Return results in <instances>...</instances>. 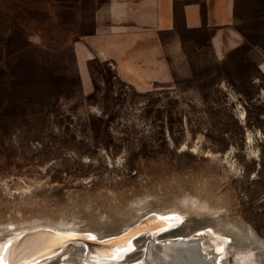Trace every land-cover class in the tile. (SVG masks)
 I'll return each instance as SVG.
<instances>
[{
    "label": "rangeland",
    "instance_id": "rangeland-1",
    "mask_svg": "<svg viewBox=\"0 0 264 264\" xmlns=\"http://www.w3.org/2000/svg\"><path fill=\"white\" fill-rule=\"evenodd\" d=\"M97 2L0 0V250L47 224L85 236L31 264H95L89 237L172 210L186 217L177 232L247 225L257 254L232 263L264 264V78L255 59L246 46L215 58L206 29L185 31L167 83L137 91L92 58L85 88L71 43L91 29ZM236 6L237 26L263 44L264 0ZM146 235H135L139 250L126 259L142 255Z\"/></svg>",
    "mask_w": 264,
    "mask_h": 264
},
{
    "label": "crops",
    "instance_id": "crops-1",
    "mask_svg": "<svg viewBox=\"0 0 264 264\" xmlns=\"http://www.w3.org/2000/svg\"><path fill=\"white\" fill-rule=\"evenodd\" d=\"M237 0H98L91 12V29L71 47L80 81L88 88V61H108L114 77L137 91L167 83L171 60L183 56L185 31H208L215 58L246 46L264 78V43L252 41L237 26ZM264 41V28L259 30ZM253 81V80H252Z\"/></svg>",
    "mask_w": 264,
    "mask_h": 264
},
{
    "label": "bare ground",
    "instance_id": "bare-ground-1",
    "mask_svg": "<svg viewBox=\"0 0 264 264\" xmlns=\"http://www.w3.org/2000/svg\"><path fill=\"white\" fill-rule=\"evenodd\" d=\"M238 119L244 121L245 111L239 112ZM252 142L253 138L248 133L246 143L251 144ZM229 163L233 167L231 161ZM144 213L141 214L142 218L139 216L141 219L138 218L133 223H128L119 231L95 237V240L89 237L90 242L95 244V264H101L105 261L117 262L120 260L116 257L120 256H124V259H121L123 264H139V262L143 264H233L232 261L235 259H238L235 261H241L252 253L257 254V250L254 251L253 248L259 246L260 242L247 225L233 226L232 223L229 226L217 221L207 225L201 224V226L210 227L198 228V226V229H190L189 232H177L176 229L186 219L180 213L172 210H157L150 215ZM185 225L184 223L183 226L185 227ZM172 230L176 231L170 234ZM140 231L147 232L145 238L149 240L146 248L144 240L141 244L145 248L142 255L137 259H126L139 250L135 248H137L141 237L135 235ZM67 236L80 239L85 236V233L81 230L55 228L47 224L25 228L3 242L0 251H2L3 246L7 245L9 248V251L3 253L5 256L3 264H31L43 257L52 255L60 247H65L67 242L75 240L71 239L65 242L62 238ZM10 241L11 244H9ZM104 241H113V243L107 244L103 243ZM133 245L136 246L133 248L134 251L125 255L126 250ZM64 253L65 250L59 255ZM258 256L260 257V255Z\"/></svg>",
    "mask_w": 264,
    "mask_h": 264
},
{
    "label": "snow or ice",
    "instance_id": "snow-or-ice-1",
    "mask_svg": "<svg viewBox=\"0 0 264 264\" xmlns=\"http://www.w3.org/2000/svg\"><path fill=\"white\" fill-rule=\"evenodd\" d=\"M75 238H76V237H74V236H67V237H63L62 239L66 242V241H68V240L75 239ZM91 239H92V240H95V237H91ZM11 243H12V242L10 241L9 244H11ZM103 243L111 244V243H113V241H104ZM7 251H9L8 246H7V245H6V246H3L2 251H0V264H3V261H4V259H5V256L3 255V253H4V252H7ZM133 251H134L133 248H128V249L126 250V252H125V255H128V254L132 253ZM104 254H107V253H104ZM116 258H117V259H123L124 256H120V257H116Z\"/></svg>",
    "mask_w": 264,
    "mask_h": 264
}]
</instances>
